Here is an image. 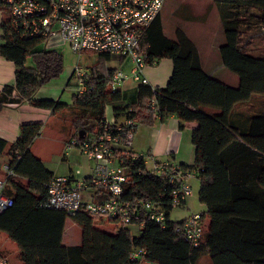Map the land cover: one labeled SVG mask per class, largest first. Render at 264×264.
I'll list each match as a JSON object with an SVG mask.
<instances>
[{
    "label": "trees",
    "instance_id": "1",
    "mask_svg": "<svg viewBox=\"0 0 264 264\" xmlns=\"http://www.w3.org/2000/svg\"><path fill=\"white\" fill-rule=\"evenodd\" d=\"M213 2L218 6L223 36L218 49L221 62L239 79L236 87H225L224 105L219 112L208 114L199 103L209 76L195 44L181 29L175 30L173 39L166 37L158 16L144 31L141 47L146 66L162 58L172 61V74L164 88L139 100L120 90L111 91L109 84L116 70L106 68L111 58L103 54L97 55L99 62L90 68L84 90L72 96V107L91 116L86 119L90 122L84 117L74 121L75 128L86 133L85 138L104 121L107 106L116 118L124 116L146 127H153L157 118L164 121L171 115L181 130L185 124L194 125V164L181 165L180 169L182 173L194 172L199 181L198 201L205 206V212L200 213L199 244L192 246L183 239L180 228L185 219L174 221L170 217V193L176 185L169 181L170 169L155 176L148 172L142 158L131 164L129 156L123 157L129 182L122 199L130 203L136 199L160 201L163 225L151 220L140 206L135 207L136 216L128 225L138 228L136 234L115 219L82 212L68 217L62 210L47 207L44 184L50 180L29 150L40 126L22 125L8 151L19 155L14 173L37 183L39 195L23 193L0 215V231L18 247L21 264H197L201 258H208L210 264H264V56L249 55L238 45L244 9H258L264 28V0ZM1 10L4 43L0 45V56L13 62L16 72L15 84L0 91V111L23 102L50 110L62 108L64 105L58 102L33 99L41 86L63 73L62 55L38 48L25 51L26 41L19 38L10 19L4 16L6 9ZM27 58L31 67L26 66ZM105 198L101 190L94 195L97 201ZM68 219L81 230L78 245L62 242ZM103 220L120 225L105 232L100 229ZM135 253L138 256L133 257Z\"/></svg>",
    "mask_w": 264,
    "mask_h": 264
},
{
    "label": "built area",
    "instance_id": "2",
    "mask_svg": "<svg viewBox=\"0 0 264 264\" xmlns=\"http://www.w3.org/2000/svg\"><path fill=\"white\" fill-rule=\"evenodd\" d=\"M164 2L165 0H0V7L6 9L13 30L26 42L40 40L47 45L50 40L58 39L78 56L84 53L105 54L128 62V74L118 70L111 78L109 88L115 91L128 79L146 84L143 78L146 54L141 47V39L144 31L159 15ZM1 9L0 12H3ZM71 73L76 78L78 87L84 90L88 71L76 66ZM137 126L130 119H126L122 125L114 126L113 121L110 122L105 117L90 138H70L65 144V150L75 149L92 160V172L84 180L67 176L52 178L44 184L46 206L62 210L68 217L82 212L90 216L115 219L124 227L130 225L132 217L136 216L135 207L140 206L151 220L163 225L164 210L160 201L136 199L130 203L122 199L125 185L129 182L123 157L129 156L131 164L142 158L132 151ZM144 164L146 165L145 162ZM150 164L149 167L146 165V169L158 177L170 169L169 181L176 184L170 193L171 209L173 211L183 207L192 194L190 180L194 178V172L182 173L178 166ZM2 171L4 178L0 179V215L14 204V199L4 192L7 181L15 175L14 170L4 165ZM98 190L105 193L107 198L94 200ZM87 192L88 197L84 198L83 195ZM180 233L192 246H197L202 236L200 213H193L186 218ZM136 256L138 253L133 254V257ZM0 264H10L1 252Z\"/></svg>",
    "mask_w": 264,
    "mask_h": 264
},
{
    "label": "crops",
    "instance_id": "3",
    "mask_svg": "<svg viewBox=\"0 0 264 264\" xmlns=\"http://www.w3.org/2000/svg\"><path fill=\"white\" fill-rule=\"evenodd\" d=\"M210 3L207 4L206 12L208 13V17L203 19V22L198 23V27L201 29V35L199 41H193L195 47L197 49L199 59L202 65L203 70L208 74L209 79L204 83L203 89L200 93L199 103L202 106V92L204 91L206 84L208 81H212L214 83L209 89L211 92L215 91L216 104L221 103L223 101L224 89L226 86L234 85V78H232V82H229L230 72L223 66L220 56H219V46L223 43L222 38L221 42L216 43L212 39L210 41L206 40L208 34H204L202 31L206 30L208 23V18L210 15H213V11L216 10V15L218 13V6L213 0H208ZM165 2L162 6V9L158 15L159 20L162 24V30L166 37L173 39L175 30L179 29L176 26H180L179 24H174V20H166L162 19V10L164 8ZM178 4H175V10L172 12V16L175 20L176 18L174 12L178 10ZM188 14V13H187ZM2 12H0V45L4 43L2 39V29H1V21H2ZM189 17L182 19L184 24L192 23L194 20H188ZM180 19V18H179ZM178 19V21H179ZM172 24V31L167 30V24ZM219 22V19H218ZM184 26H182L181 30L184 31ZM185 33V32H184ZM186 34V33H185ZM187 35V34H186ZM188 36V35H187ZM189 37V36H188ZM223 37V36H222ZM190 38V37H189ZM60 41L58 39H52L45 45L42 42L36 46L38 49H47V50H58ZM45 45V48L43 47ZM42 47V48H41ZM90 54V53H85ZM95 55V54H92ZM96 56V55H95ZM113 56H110L112 58ZM116 57V66H110L106 68L115 69L116 71L120 70L122 72L130 70V64L125 60ZM26 66L31 67L32 62L30 60V64L27 63ZM88 71L90 69H85ZM173 70V64L170 59L162 58L157 63L151 66H146L143 70V78L146 81V84H142L141 82H135L132 79L126 80L121 87L119 88L124 94L128 96H135L137 100L142 97H150L156 89L164 88L167 85L169 78L171 77ZM15 72L16 67L13 62L7 61L0 56V91L4 86H13L15 84ZM220 75L226 78V81L221 79ZM220 78V79H217ZM71 79L74 80L73 88L67 91L70 85H72ZM110 89V88H109ZM69 92V97L67 101H62L63 94L65 92ZM77 86V80L71 73L70 76L64 80L61 78L52 80L51 82L41 86L34 94L33 99L36 101H52L58 102L64 105L62 108H58L55 110H50L47 108H39L32 106L27 102H23L18 105H7L3 107L0 111V179L4 178V173L2 171V167L7 165L9 167H16L19 163V155L9 153L8 149L11 144H13L18 135L19 129L22 125H39L40 130L37 137L32 141L29 150L31 155L41 162L43 170L46 172L45 177L51 180L54 177L58 176H67L69 178L75 180H84L89 177L93 168V161L82 156L77 151H71L70 153L65 150L66 142L75 136L80 137V132H83L82 138H85L86 133L84 131H79L74 126V121L79 117H84L86 120L87 117L90 118L89 113H85L84 111L72 107V96L77 94L78 92H82ZM219 95V96H218ZM212 105V104H211ZM204 106V105H203ZM108 107V106H107ZM109 112L106 115L105 110ZM104 110L105 117L112 122L114 126L122 125L126 118L124 116L115 117L110 107ZM86 122H90V120H86ZM138 126L134 133L132 151L134 155L142 156L144 162L147 167H149L150 163L163 164L168 166H188L191 167L194 164L195 160V148L191 143V133L194 128L193 124H185L184 128L181 130L179 128V122L175 116L171 115L167 117L164 121H160L158 118L155 120L153 127H146L140 123H137ZM97 128V127H96ZM94 129V131L96 130ZM45 136L47 139L45 143L52 144V141L55 139L56 143H58L57 150L59 160L65 166V170L63 171H55L50 166L46 165L44 159L41 155L35 153L33 151V147L38 141V139H42ZM92 133H88L86 138H90ZM81 158V162H72L70 161V157L73 155ZM59 168V167H58ZM195 175V173H194ZM35 182H32L28 177L19 175L15 173L14 177L10 178L7 181L5 186V194L14 200L18 199L23 193L31 191L32 193L38 196L37 188ZM190 185L192 188L191 196L186 200L184 208L187 209H195L198 210L194 213H204L205 206L200 204L198 201V192H199V181L194 178L190 180ZM94 195V193H92ZM84 198L88 197V192L85 193ZM196 203L198 205L196 206ZM182 207V208H183ZM181 208V207H180ZM172 213V212H171ZM171 215V214H170ZM171 217V216H170ZM72 226L69 228H75V224L72 222ZM75 225V226H74ZM133 234H136L138 228L135 226H128ZM66 232L64 229L63 233V244L65 241ZM73 239V233H72ZM80 239H73L70 244H64L66 246L70 245H78Z\"/></svg>",
    "mask_w": 264,
    "mask_h": 264
},
{
    "label": "rangeland",
    "instance_id": "4",
    "mask_svg": "<svg viewBox=\"0 0 264 264\" xmlns=\"http://www.w3.org/2000/svg\"><path fill=\"white\" fill-rule=\"evenodd\" d=\"M178 4V10L175 13L176 18H180L175 20L172 16V12L175 10V4ZM210 2L208 0H165V5L162 10V19L173 21L174 24H179L180 26H176L177 28L181 29L182 26L184 27V32L190 37V40L192 41H199L200 35H201V29L198 27V23L196 22H203V19H206L208 16V13L206 12L207 4ZM176 11V10H175ZM188 13V14H187ZM5 17H8V13L5 11L4 13ZM186 17H189L190 19L194 20L192 23L184 24L182 19ZM218 13L216 15V10L213 11V15H210L208 18L209 26L207 25L206 30H203L202 32L204 34H208L209 36L206 37L207 41H210L212 39L216 43L219 41L221 42L222 37V31L220 27V22H218ZM167 30L172 31V24L169 22L167 24ZM40 40H30L25 42V51H29L32 49H37L36 46L39 44ZM238 45L244 51L245 53L252 55V56H264V28H262L261 20H260V11L255 8H246L243 11V14L240 19V35L238 39ZM45 48V45H43ZM39 48V47H38ZM42 48V47H41ZM58 51L62 55L63 59V73L59 78L61 80H64L68 78L76 66H79L82 69H90L92 66L96 65L97 62H99L97 55L92 54H81L80 56L73 54L69 51L68 47L64 44H59ZM27 63L30 64V59L27 58ZM116 57L113 56L109 62L105 63L106 67H112L116 66ZM128 74V71H124ZM229 76V82H232V78H234V85H229L231 87H236L238 85L239 79L236 75L233 73H230ZM221 79L223 81H226V78L222 75H220ZM58 79V78H57ZM217 79H220L217 77ZM72 85L67 88L69 91L71 88H73L74 80L71 79L70 82ZM214 83L212 81H208L206 84V87L204 91L202 92V109L208 113V114H214L219 112L224 102L216 104V97H215V91L211 92L209 89ZM78 86V84H77ZM65 92L63 94L62 101H67L69 97V92ZM219 96V95H218ZM212 104V105H211ZM106 114L109 112L106 109ZM47 138L45 136L42 137V139H38L36 141L33 151L39 155H41L44 159V162L46 165L50 166L55 171H63L65 170V166L61 161L59 160L58 156V143H56L55 139L52 141V144L45 143V140ZM71 151H77L75 149L69 150ZM78 152V151H77ZM72 153V152H71ZM70 161L72 162H81V158L72 155L70 157ZM59 167V168H58ZM198 203H196V206ZM198 210L195 209H187V208H176L171 213V219L174 221H180L183 219L188 218L191 214L194 212H197ZM102 223V224H101ZM100 229L105 232H112L115 230L117 226H119L118 223H106V221H100ZM72 221L70 219L67 220L65 224V232L66 237L64 244H70L73 239H80L81 238V230L75 226V228H69L71 227ZM72 233H73V239H72ZM0 252L5 255V257L8 259L10 264H21L19 258H18V247L14 242H12L6 233L0 231ZM197 264H210V261L208 258H201Z\"/></svg>",
    "mask_w": 264,
    "mask_h": 264
},
{
    "label": "water",
    "instance_id": "5",
    "mask_svg": "<svg viewBox=\"0 0 264 264\" xmlns=\"http://www.w3.org/2000/svg\"><path fill=\"white\" fill-rule=\"evenodd\" d=\"M82 134H83V132H80V134H79L80 135V138H82Z\"/></svg>",
    "mask_w": 264,
    "mask_h": 264
}]
</instances>
